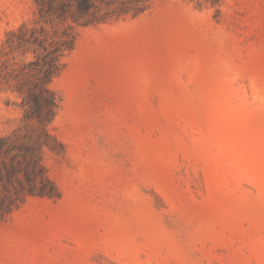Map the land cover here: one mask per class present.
I'll return each mask as SVG.
<instances>
[{
    "label": "rangeland",
    "instance_id": "1",
    "mask_svg": "<svg viewBox=\"0 0 264 264\" xmlns=\"http://www.w3.org/2000/svg\"><path fill=\"white\" fill-rule=\"evenodd\" d=\"M33 16L0 0V43ZM50 87L59 196L0 221V264H264V0L82 28ZM19 103L0 85V135Z\"/></svg>",
    "mask_w": 264,
    "mask_h": 264
},
{
    "label": "trees",
    "instance_id": "2",
    "mask_svg": "<svg viewBox=\"0 0 264 264\" xmlns=\"http://www.w3.org/2000/svg\"><path fill=\"white\" fill-rule=\"evenodd\" d=\"M197 7L221 0H191ZM151 0H32L34 16L0 43V85L20 96L22 125L0 135V221L30 197L54 199L59 190L42 161L59 145L48 130L59 99L51 83L74 50L79 30L122 15L143 13Z\"/></svg>",
    "mask_w": 264,
    "mask_h": 264
}]
</instances>
